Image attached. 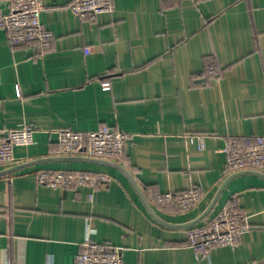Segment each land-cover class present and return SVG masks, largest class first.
<instances>
[{"label":"crops","instance_id":"crops-1","mask_svg":"<svg viewBox=\"0 0 264 264\" xmlns=\"http://www.w3.org/2000/svg\"><path fill=\"white\" fill-rule=\"evenodd\" d=\"M40 1V22L53 35L48 52L12 46L0 30V136L29 126L33 138L0 165H26L0 175V264H74L86 238L120 249L124 264H264L261 177L231 179L208 214L186 226L238 173L226 169L225 144L264 138V0H112L111 14L90 19L70 12L74 0ZM101 127L131 135L109 162L140 193L114 167L48 160L68 158L56 131ZM48 171L110 181L96 189L37 185L35 175ZM190 189L199 200L185 213L152 202ZM229 203L249 230L235 248L197 255L187 232Z\"/></svg>","mask_w":264,"mask_h":264},{"label":"built area","instance_id":"built-area-1","mask_svg":"<svg viewBox=\"0 0 264 264\" xmlns=\"http://www.w3.org/2000/svg\"><path fill=\"white\" fill-rule=\"evenodd\" d=\"M6 7L0 11V30L4 31L12 46L33 43L42 54L51 48L53 35L43 28L40 15L43 6L40 0H0ZM70 12L80 19L94 18L113 12L112 0H74ZM89 53V49H85ZM209 77L216 69H206ZM60 152L68 157H82L114 161L123 152L131 135L101 127L96 131L80 133L69 129L56 131ZM33 144L32 129L22 126L10 129L0 136V165L14 162V148ZM226 156L229 172L260 171L264 169V138L255 137L252 142L240 147L227 142L222 150ZM37 185L52 189L89 188L96 189L109 183L110 178L100 174L69 171L39 172L35 175ZM199 200V191L190 189L181 194L165 193L152 197L157 205L171 204L179 213L192 209ZM249 230L247 219L235 203H229L207 224L193 227L187 232L188 246L197 254L204 255L213 248H235L241 236ZM74 264H124L121 250L104 243H95L86 238L80 245Z\"/></svg>","mask_w":264,"mask_h":264},{"label":"water","instance_id":"water-1","mask_svg":"<svg viewBox=\"0 0 264 264\" xmlns=\"http://www.w3.org/2000/svg\"><path fill=\"white\" fill-rule=\"evenodd\" d=\"M48 160H64V161H82V162H90V163H99V164H103V165H107V166H111V167H114L118 170H120L121 172H123L129 179L130 181L132 182V184L135 186V188L137 189L138 193H140V190L137 188L136 184L134 183V181L131 179V177L129 176V174L123 169L121 168L120 166L114 164V163H111L109 161H104V160H97V159H90V158H82V157H68V158H60V159H48ZM37 162H40V161H37ZM26 165H21V166H18V167H14V168H10V169H7V170H4L2 172H0V175H3V174H7L11 171H14V170H17L21 167H25ZM255 175V176H258V177H261L264 179V174L262 173H258V172H255V171H242V172H238L236 174H233L231 175L230 177H228L226 179V181L223 183L221 189L218 191V193L215 195L212 203L209 205V207L206 209V211L203 213V215L201 217H199L197 220L189 223L188 225L186 226H191V225H194L196 223H198L200 220H202L204 218V216H206L208 214V212L213 208L214 204H215V201L220 193V191L222 190V188L233 178L235 177H238V176H241V175ZM142 197V200L144 201V204L146 206V208L148 209V211L151 213V215L154 217V219L163 224L161 221H159L152 213V210L150 209V207L146 204V200L144 199V197L141 195ZM165 226H171V225H167V224H164ZM185 226V225H184Z\"/></svg>","mask_w":264,"mask_h":264},{"label":"trees","instance_id":"trees-1","mask_svg":"<svg viewBox=\"0 0 264 264\" xmlns=\"http://www.w3.org/2000/svg\"><path fill=\"white\" fill-rule=\"evenodd\" d=\"M181 194V193H180Z\"/></svg>","mask_w":264,"mask_h":264}]
</instances>
